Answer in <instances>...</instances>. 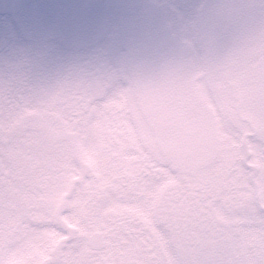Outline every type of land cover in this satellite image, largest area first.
<instances>
[{"label": "clouds", "instance_id": "clouds-1", "mask_svg": "<svg viewBox=\"0 0 264 264\" xmlns=\"http://www.w3.org/2000/svg\"><path fill=\"white\" fill-rule=\"evenodd\" d=\"M0 264H264V0H0Z\"/></svg>", "mask_w": 264, "mask_h": 264}]
</instances>
